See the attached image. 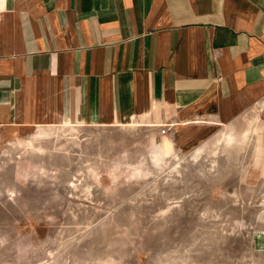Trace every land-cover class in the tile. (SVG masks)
Here are the masks:
<instances>
[{
	"label": "rangeland",
	"instance_id": "rangeland-1",
	"mask_svg": "<svg viewBox=\"0 0 264 264\" xmlns=\"http://www.w3.org/2000/svg\"><path fill=\"white\" fill-rule=\"evenodd\" d=\"M263 128L264 102L188 154L133 120L0 141V264H264Z\"/></svg>",
	"mask_w": 264,
	"mask_h": 264
},
{
	"label": "crops",
	"instance_id": "crops-1",
	"mask_svg": "<svg viewBox=\"0 0 264 264\" xmlns=\"http://www.w3.org/2000/svg\"><path fill=\"white\" fill-rule=\"evenodd\" d=\"M263 102L264 0H0V141L133 120L188 154Z\"/></svg>",
	"mask_w": 264,
	"mask_h": 264
},
{
	"label": "bare ground",
	"instance_id": "bare-ground-1",
	"mask_svg": "<svg viewBox=\"0 0 264 264\" xmlns=\"http://www.w3.org/2000/svg\"><path fill=\"white\" fill-rule=\"evenodd\" d=\"M142 125V124H141ZM145 125H150V124H145ZM43 130V129H42ZM42 130H40V131H36L35 132V135L36 134H39V135H41L42 134V132H44V131H42ZM42 131V132H41ZM234 133H229V134H224L223 136H222V139H224L225 140V142L227 143V144H230V143H233L234 141L236 142L238 139L236 138V136L235 135H233ZM243 138H246V135L244 134L243 136H242ZM220 137H218L216 140H218ZM207 145H209V144H207ZM154 146L157 148V153H156V155H155V157L156 158H159L160 157V154H163V153H165V152H168V149H169V147L170 146H167V148H162V147H160V146H158L155 142H154ZM203 148H204V146H203ZM203 148L201 149V151H203Z\"/></svg>",
	"mask_w": 264,
	"mask_h": 264
},
{
	"label": "built area",
	"instance_id": "built-area-1",
	"mask_svg": "<svg viewBox=\"0 0 264 264\" xmlns=\"http://www.w3.org/2000/svg\"><path fill=\"white\" fill-rule=\"evenodd\" d=\"M165 131H166L165 128L161 129V133H165Z\"/></svg>",
	"mask_w": 264,
	"mask_h": 264
}]
</instances>
